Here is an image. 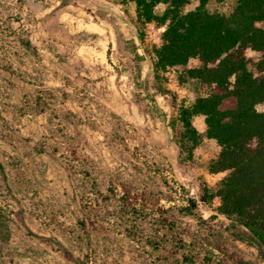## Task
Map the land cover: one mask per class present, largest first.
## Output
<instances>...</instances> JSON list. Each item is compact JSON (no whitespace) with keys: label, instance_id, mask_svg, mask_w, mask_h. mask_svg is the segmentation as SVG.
Masks as SVG:
<instances>
[{"label":"rangeland","instance_id":"obj_1","mask_svg":"<svg viewBox=\"0 0 264 264\" xmlns=\"http://www.w3.org/2000/svg\"><path fill=\"white\" fill-rule=\"evenodd\" d=\"M161 28L125 0H0V264H264L220 213L203 116L180 153L178 108L205 89L154 79Z\"/></svg>","mask_w":264,"mask_h":264},{"label":"trees","instance_id":"obj_2","mask_svg":"<svg viewBox=\"0 0 264 264\" xmlns=\"http://www.w3.org/2000/svg\"><path fill=\"white\" fill-rule=\"evenodd\" d=\"M125 1L134 4L139 24L165 29L152 52L154 79L167 68L181 67V82L205 89L192 104L178 108L172 128L179 127L180 153L191 159L200 141L192 119L203 116L206 137L219 147L209 171L226 173L217 191L220 213L242 226L264 257V110H257L264 104V0ZM191 1L196 7L183 12ZM226 1L232 2L227 13L207 8ZM159 4L165 8L157 15ZM192 59L199 65L187 68ZM209 197L205 192L201 199ZM5 240L0 238V249Z\"/></svg>","mask_w":264,"mask_h":264},{"label":"clouds","instance_id":"obj_3","mask_svg":"<svg viewBox=\"0 0 264 264\" xmlns=\"http://www.w3.org/2000/svg\"><path fill=\"white\" fill-rule=\"evenodd\" d=\"M163 31H165V29L164 28H161V32H163Z\"/></svg>","mask_w":264,"mask_h":264}]
</instances>
